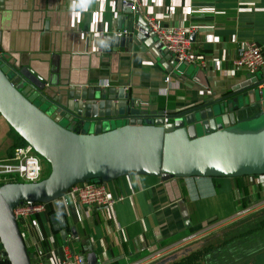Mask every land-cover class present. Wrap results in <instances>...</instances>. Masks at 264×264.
<instances>
[{
    "label": "crops",
    "instance_id": "crops-1",
    "mask_svg": "<svg viewBox=\"0 0 264 264\" xmlns=\"http://www.w3.org/2000/svg\"><path fill=\"white\" fill-rule=\"evenodd\" d=\"M138 15L143 20L151 16L160 27L189 28L190 46L204 56V67L166 58L135 38L123 46L99 40L132 28ZM133 29L124 37H134L137 26ZM244 41L255 42L264 57V0H140L135 13L121 8L120 0L0 3V58L12 67L41 79L50 89L64 84L124 87L144 102L143 108H156L165 115L242 89L251 80L235 64ZM258 113L251 108L248 120L234 128L241 131L240 126L264 117V112ZM16 135L0 118V146L8 145L2 159L12 153ZM103 184L115 198L108 208L61 197L20 222L31 264H59L69 251L82 253L85 260L87 254H95L99 264H151L174 257L201 232L264 202V174L176 181L130 174ZM236 203L241 207L234 214ZM59 214L66 224L65 235L54 229L58 223L51 220Z\"/></svg>",
    "mask_w": 264,
    "mask_h": 264
},
{
    "label": "water",
    "instance_id": "water-1",
    "mask_svg": "<svg viewBox=\"0 0 264 264\" xmlns=\"http://www.w3.org/2000/svg\"><path fill=\"white\" fill-rule=\"evenodd\" d=\"M134 38L170 56L140 15L134 37L99 40L123 46ZM250 77L232 95L165 115L143 108L144 102L124 87L64 84L50 89L1 57L0 115L50 165L49 174L38 181L0 185V243L9 263L31 264L13 214L24 201L50 202L74 184L104 183L121 175L176 181L264 174V126L255 132L231 128L247 121L251 108L259 110L257 116L264 112V75ZM52 219L58 223L54 229L65 235L63 216ZM85 262L99 264L95 254H87Z\"/></svg>",
    "mask_w": 264,
    "mask_h": 264
},
{
    "label": "built area",
    "instance_id": "built-area-1",
    "mask_svg": "<svg viewBox=\"0 0 264 264\" xmlns=\"http://www.w3.org/2000/svg\"><path fill=\"white\" fill-rule=\"evenodd\" d=\"M121 8L135 13L140 8V0H120ZM144 22L148 29L153 32L157 41L169 53V55L178 63L193 64L204 67V56L195 53L188 39L189 28L182 27H160L155 20L149 16H144ZM135 25L136 21H135ZM117 31L116 36H131L133 27ZM239 68H244L250 76L264 66V57L261 48L252 41H244L239 46V54L235 61ZM169 77L165 78L168 81ZM262 85L259 86V89ZM42 165L39 158L35 155L33 147L29 143H24L14 148L12 154L0 160V181L3 176H14L20 182H35L40 180ZM5 178V177H4ZM15 181V180H12ZM62 197L76 198L84 206H93L95 208H108L115 203L112 193L107 190L103 183L82 182L69 187ZM61 198V197H60ZM47 202L24 201L13 209V214L17 220L18 226L25 218L33 216L45 210ZM67 204V199L64 201ZM22 225V224H21ZM4 249L0 244V264H3L7 258ZM9 264V263H8ZM33 264H42L36 262ZM59 264H86L85 256L76 251L67 252ZM131 264V263H130ZM135 264V263H132Z\"/></svg>",
    "mask_w": 264,
    "mask_h": 264
},
{
    "label": "rangeland",
    "instance_id": "rangeland-1",
    "mask_svg": "<svg viewBox=\"0 0 264 264\" xmlns=\"http://www.w3.org/2000/svg\"><path fill=\"white\" fill-rule=\"evenodd\" d=\"M243 69V68H242ZM244 70V69H243ZM264 72V66L262 69L255 73L256 76L261 77ZM259 95V94H258ZM0 118L3 117L0 115ZM264 126V117L261 119H256L253 123L246 124L240 126L241 131L247 132H255L260 130ZM236 129L234 127H231ZM237 130V129H236ZM8 145L0 146V160L6 157V150ZM35 155L39 158L40 163L42 165L41 177L42 179L50 172L49 163L43 159L40 155L35 152ZM5 177V178H4ZM219 177V176H217ZM3 181L8 180H16L14 176H3ZM19 180V179H18ZM240 204L236 203L233 205L232 212L236 214L240 209ZM252 210L248 212L241 213L240 215H236L232 217V219L225 221L223 224H219L211 230H205V232H201L198 237H196L195 241L190 244L184 245L185 247L179 248L175 251V256L169 255L167 259L163 258L157 261H153L151 264H161L166 261H170L172 259H176L181 253L186 252L190 248H201L208 245H212L214 248L211 250L205 259L201 262V264H264V249L261 247V250L256 251L255 245L253 246L250 242H257V239H264V233H258L257 235L243 238H236L233 241L222 245V242L227 238L237 235L238 233L249 229L254 226L257 221H259L262 217H264V202H258L254 204L251 208ZM222 216V215H221ZM257 238V239H256ZM256 239V240H255ZM1 244V243H0ZM252 247V254H249L247 250H251L248 248ZM243 252V253H242ZM261 252V253H260ZM160 260H163L160 263Z\"/></svg>",
    "mask_w": 264,
    "mask_h": 264
},
{
    "label": "trees",
    "instance_id": "trees-1",
    "mask_svg": "<svg viewBox=\"0 0 264 264\" xmlns=\"http://www.w3.org/2000/svg\"><path fill=\"white\" fill-rule=\"evenodd\" d=\"M16 137L17 138L15 139V142H14V144L12 146V152H13L15 147L26 143L18 134L16 135ZM46 176H44L43 178H45ZM6 182H20V181H18V180H15V181H12V180L0 181V185L3 184V183H6ZM258 233H264V217H262L259 221H257V223L254 226L250 227L249 229L244 230V231L238 233L237 235H234V236H231V237L227 238L226 240H224L222 242V245H225V244L233 241L236 238H243V237H250V236L252 237L254 235L258 236ZM250 244L252 246H253V244L255 245L256 251L261 250V252H263L261 247L264 249V239H262V240L257 239L256 243L250 242ZM213 248L214 247L212 245H208V246L201 247V248H190L186 252L181 253L176 259H172L170 261H166V262L161 263V264H201V262L205 259V257L208 255V253L211 250H213ZM248 248H250L251 250H247V252L249 254H252V247L249 246ZM5 255H6V253H5ZM8 263H9V261L6 258V260H5V262L3 264H8Z\"/></svg>",
    "mask_w": 264,
    "mask_h": 264
}]
</instances>
